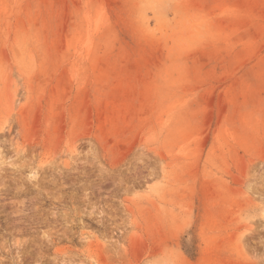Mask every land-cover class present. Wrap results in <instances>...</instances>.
I'll return each instance as SVG.
<instances>
[{
	"label": "rangeland",
	"instance_id": "rangeland-1",
	"mask_svg": "<svg viewBox=\"0 0 264 264\" xmlns=\"http://www.w3.org/2000/svg\"><path fill=\"white\" fill-rule=\"evenodd\" d=\"M0 264H264V0H0Z\"/></svg>",
	"mask_w": 264,
	"mask_h": 264
}]
</instances>
